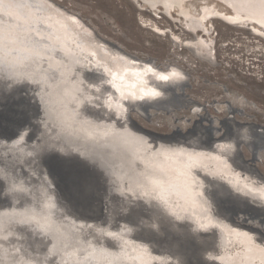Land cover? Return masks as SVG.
<instances>
[{
    "label": "bare ground",
    "instance_id": "1",
    "mask_svg": "<svg viewBox=\"0 0 264 264\" xmlns=\"http://www.w3.org/2000/svg\"><path fill=\"white\" fill-rule=\"evenodd\" d=\"M46 1H0V73H14L13 80L26 81L30 97L39 106L32 116L43 134L41 139L53 143V150L63 154L73 149L75 152L70 153L80 159V155L95 158V165L108 173L118 193L138 197L142 202L150 200L172 219H181L192 229L218 226L217 260L226 264H264V248L255 241L259 242L258 237L254 240L243 231L226 230L224 221L209 209L207 189L212 180L228 189L234 188L236 193L250 197L264 208V183L250 175L252 171L239 170L225 154L232 151L234 136L222 137L205 147L189 144L186 148H175L130 122L128 103L164 95L162 83L180 81L182 74L172 67L157 69L151 61H136L121 49L119 53L117 46V50L112 49L97 39L79 17L68 11L48 9ZM136 1L140 10L151 14L162 10L161 14L167 16L175 11L194 37L182 41L173 35L174 45L179 41L196 51L199 44L208 55L212 54L211 46L197 33H207L204 22L208 18L219 17L223 23L240 28L250 23L264 34V0H217L226 4L228 13L206 4L205 0H190L204 3L198 14L184 9L182 0ZM96 107L102 111L92 112L90 108ZM124 118L125 121L119 122ZM8 147L0 149L3 150L0 181L13 188V193H6L10 200L6 198L7 202L0 205V264H166L164 254H156L129 239L124 226L101 228L102 235L96 241L91 237L100 230H90V235L84 236L79 219L66 212L58 215L57 201L50 193L43 191L36 199L38 202L31 200L32 192L25 190L23 182L18 186L12 180L14 157L9 152L14 146L9 151ZM14 148L20 147L15 144ZM15 160L20 166L21 159ZM33 166L30 167L35 170ZM19 195L28 197L18 201ZM237 226L253 227L245 222ZM34 232L47 238L41 251L51 253V260H36L28 254L27 238Z\"/></svg>",
    "mask_w": 264,
    "mask_h": 264
},
{
    "label": "rangeland",
    "instance_id": "2",
    "mask_svg": "<svg viewBox=\"0 0 264 264\" xmlns=\"http://www.w3.org/2000/svg\"><path fill=\"white\" fill-rule=\"evenodd\" d=\"M211 1L205 0V3L221 12H230L223 2ZM46 3L48 9L68 11L79 17L97 39L111 45L112 49L118 48L119 53L130 54L136 61H151L157 69L172 67L182 74L181 82L162 83L164 95L128 103L130 122L175 148H186L189 144L205 147L222 137L234 136L235 145L232 151L225 153L227 158L239 170L252 171L249 174L264 183V132L256 130L264 129V34L255 30L253 24L240 28L223 23L219 17L206 19L207 33H197L211 46L212 54L208 55L199 44L196 51L179 41L174 45L173 35L182 41L194 37L175 11L167 16L157 12L153 15L145 9L139 11L130 0H47ZM181 3L184 9L195 14L204 4L190 0ZM14 76V73H0V149L10 144L11 149L15 144L22 148L13 147L12 153L9 152L14 160L21 159L20 166L12 160V180L18 186L23 182L25 190L32 192L31 200L38 202L40 194L50 193L57 201L58 215L66 212L79 219L85 229L84 236L90 235V230L124 226L129 239L156 254H164L166 264H226L218 261L220 255L215 254V246L219 244L218 226L211 224L201 230L192 229L181 219L173 220L166 210L150 200L144 203L123 197L122 193L118 195L112 179L107 180L95 165L73 153L53 150V143L41 139L43 134L32 116L39 106L30 97L29 86L24 80H13ZM90 109L92 112L100 110L98 107ZM28 144L35 146L31 148ZM28 165L36 167L37 171ZM209 184V209L224 221L225 229L243 231L254 240L258 237L259 242L255 241L264 248V208L259 202L239 195L233 187L228 189L219 181L212 180ZM12 190L0 181V205L7 202L4 200L9 199L7 194H12ZM28 196H20L18 201ZM239 222L253 227L237 226ZM100 232L91 238L99 240ZM42 236L34 232L27 238L28 254L36 260H51V253L41 251L47 242ZM101 240L106 241L103 237ZM213 253L216 256H212Z\"/></svg>",
    "mask_w": 264,
    "mask_h": 264
},
{
    "label": "water",
    "instance_id": "3",
    "mask_svg": "<svg viewBox=\"0 0 264 264\" xmlns=\"http://www.w3.org/2000/svg\"><path fill=\"white\" fill-rule=\"evenodd\" d=\"M134 5H135V7L137 8V9H139V11H143V10H140L141 8H140V6H139V3H138V1H136V0H130ZM141 2H143L144 3V1L143 0H140ZM139 7V8H138ZM145 11H147V10H145ZM159 11H161V13H162V10H159ZM147 12H149V11H147ZM152 14L154 15V12H152ZM201 33H203V32H201ZM188 35H189V37H191V34L190 33H187ZM117 119V118H116ZM126 120V118H124V119H122V120H119V122H123V121H125ZM79 146V145H78ZM69 152H75L73 149H71ZM68 152V153H69ZM80 157L82 158V159H84V160H87L90 164H93V165H95V163H94V161H95V158H88V157H84L83 155H80ZM95 167L96 168H98L100 171H101V173L103 174V176L107 179V180H111V179H109V177H108V173H106V172H104L103 170H102V168L99 166V164H96L95 165ZM118 189V188H117ZM116 193L118 194V192L116 191ZM118 195H120V193L118 194ZM123 197L124 196H126L128 199L129 198H135V199H137V200H139V198L138 197H135V196H128V195H122ZM144 202H145V200H143ZM174 220V219H173ZM188 226H190V228H193L191 225H188ZM104 239H105V237H104Z\"/></svg>",
    "mask_w": 264,
    "mask_h": 264
}]
</instances>
